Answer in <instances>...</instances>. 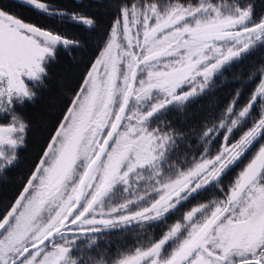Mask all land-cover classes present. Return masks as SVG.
Instances as JSON below:
<instances>
[{"label":"snow or ice","instance_id":"obj_1","mask_svg":"<svg viewBox=\"0 0 264 264\" xmlns=\"http://www.w3.org/2000/svg\"><path fill=\"white\" fill-rule=\"evenodd\" d=\"M98 6L112 10L111 23L89 53L87 38L27 20L0 0V177L19 165L33 130L26 109L50 91L53 67L61 57L72 67L77 53L87 63L0 210V264H264V0ZM15 7L90 31L99 24L56 0ZM245 60L254 63L236 82L258 83L243 105L236 90L193 149L192 133L169 113ZM210 189L215 199L181 212ZM160 224L159 237L146 233L114 257L98 251L107 231Z\"/></svg>","mask_w":264,"mask_h":264},{"label":"trees","instance_id":"obj_2","mask_svg":"<svg viewBox=\"0 0 264 264\" xmlns=\"http://www.w3.org/2000/svg\"><path fill=\"white\" fill-rule=\"evenodd\" d=\"M3 2L12 7L13 11L20 12L24 18L30 21L40 23L46 27H52L68 36H76L81 39L87 38V50L89 53L95 48V44L100 40L104 31L111 23V11L108 8L98 6V0H56L58 6L67 9L68 11H82L89 15H96L99 21L95 30L90 31L86 25L73 21L56 22L51 18L38 15L28 8H16V0H3ZM100 4L104 0H99ZM81 61H84L83 63ZM253 60H245L242 63L234 65L231 69L224 72L222 77L216 80L215 86L206 90L202 95L194 98L185 109L175 110L169 113L168 119L173 122L176 128H182L185 132L192 133L191 141L193 149L199 145L198 133L205 126L209 125L213 119L219 115V112L233 99L237 89L241 91L238 97L240 105H243L252 89L258 81L248 83L245 81L246 87L236 82L235 77H240L242 73L248 71ZM87 67L86 57L77 53V59L73 62V66L69 67V60L66 57H61V60L52 69V79L50 81V91L44 93L41 99L35 106H29L26 109V114L33 121V130L29 135V143L25 150L19 153V165L10 172L7 177H0V210L7 205L13 197L19 192L24 179L31 170L32 164L35 162V157L38 154L40 146H42L45 138L50 130L55 127L56 122L60 118L68 98L79 82V77L83 74ZM220 139L216 140L219 144ZM233 171L224 178V183L228 184L232 178ZM219 194L215 189H210L203 192L197 200L186 205L181 212L188 207L198 203L207 202L215 199ZM180 213L171 217L168 224L174 222ZM166 228L164 224L153 226L150 229L129 230L123 235L129 238L128 242L117 243V238L110 236L105 242H99L98 251L108 252L111 256L115 255L114 250H118L121 246L132 247L144 240L145 234L152 237H159L162 231ZM150 230V233H149ZM109 233L107 235H110ZM119 241V240H118ZM117 243V244H116ZM112 252V253H111Z\"/></svg>","mask_w":264,"mask_h":264},{"label":"flooded vegetation","instance_id":"obj_3","mask_svg":"<svg viewBox=\"0 0 264 264\" xmlns=\"http://www.w3.org/2000/svg\"><path fill=\"white\" fill-rule=\"evenodd\" d=\"M77 2H79L80 0H76ZM129 230H138V227L137 228H124V229H122V230H120V229H117V230H110V231H107L106 233H104V234H102V235H100V239H99V241H98V243L99 242H105V240L106 239H108L110 236H114V237H116L118 240H117V243H119V242H128V240H129V238L127 237V236H125V235H123V233L124 232H127V231H129ZM163 232V231H162ZM109 233H112V234H110V235H107V234H109ZM149 233H150V230H149ZM116 243V244H117ZM134 246H136V245H134ZM134 246H132V247H120V248H118V250H114L115 251V255L117 254V252H119V251H123V250H125V249H131V248H133ZM112 253V252H111ZM114 255V256H115ZM113 256V257H114Z\"/></svg>","mask_w":264,"mask_h":264},{"label":"rangeland","instance_id":"obj_4","mask_svg":"<svg viewBox=\"0 0 264 264\" xmlns=\"http://www.w3.org/2000/svg\"><path fill=\"white\" fill-rule=\"evenodd\" d=\"M218 145H219V144H217V146H218ZM213 150H215V149H213ZM245 163H246V161H245ZM241 167H243V164H241L239 167H237V168H235V169L233 170V173H234V174L232 175V178L230 179V181H231V180L236 176V174L240 171V168H241ZM230 181H229V182H230ZM215 198H216V197H215ZM194 205H195V204H194ZM194 205H192V206H194ZM190 207H191V206H190ZM188 208H189V207H188ZM188 208H187V209H188ZM187 209H185V210H183V211H186ZM183 211H182V212H183ZM179 217H180V216H179ZM179 217H178L177 219H179ZM174 221H175V220H174ZM171 223H172V222H171ZM171 223H170V224H171ZM165 230H166V228H165L163 231H165Z\"/></svg>","mask_w":264,"mask_h":264}]
</instances>
